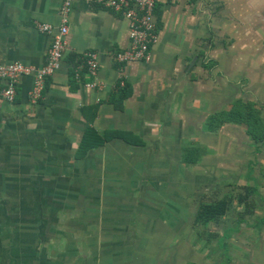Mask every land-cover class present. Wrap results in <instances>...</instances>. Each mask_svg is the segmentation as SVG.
Listing matches in <instances>:
<instances>
[{
    "label": "crops",
    "instance_id": "1",
    "mask_svg": "<svg viewBox=\"0 0 264 264\" xmlns=\"http://www.w3.org/2000/svg\"><path fill=\"white\" fill-rule=\"evenodd\" d=\"M63 1L0 0V61L44 66L55 33L41 30L36 22L52 24L57 30L62 24ZM155 18L157 40L150 49V62L120 66L115 55L129 47L128 21L96 0H74L67 53L48 80L43 99L31 104L33 76L21 79L14 102L0 99V264H58L57 256L68 264H88L90 256L84 253L88 245L80 250L87 240L85 234L70 240L54 238L61 248L53 257L47 252L55 243L46 246L47 250L43 248L47 242L37 239L29 257L26 244L21 249L20 234H4L12 227L8 224L9 211L15 208L11 197L24 201L29 209L31 200L41 205L51 199L52 189L62 182L67 184V193L83 183H106L107 177L122 182L117 190L102 187L101 191L108 194L110 207L120 198H132L131 230L137 214L139 225L168 227L167 200L173 197L176 213L171 211L183 228V216L179 221L178 216L184 214L186 167L203 161L205 154L198 156L202 149L207 151L204 162L216 167L221 162V144L241 150V163L247 165L245 184L251 195L242 202V195H222L214 201L228 199L230 207L220 221L208 224L227 222L222 236L215 240V255H205L207 262L264 264V141H254L244 125L210 127L211 117L231 110L236 101L255 105L264 119V0H156ZM88 50L98 54L99 72L93 78L81 70L79 86L72 87L66 56H83ZM94 81L99 84L96 89L87 87ZM4 83L0 78V84ZM123 84L130 95L118 110L111 100ZM89 127L101 134H132L142 145L115 139L79 159L77 151ZM192 149L198 157L189 163L186 157ZM230 158L236 156L231 154ZM131 182L132 194L126 195L130 193L126 185ZM196 217L195 226H208L197 224ZM83 224L73 225L74 230L88 232L93 223ZM94 224L100 225L98 221ZM9 236L18 239L19 245L12 244ZM69 246L73 248L70 253Z\"/></svg>",
    "mask_w": 264,
    "mask_h": 264
},
{
    "label": "rangeland",
    "instance_id": "2",
    "mask_svg": "<svg viewBox=\"0 0 264 264\" xmlns=\"http://www.w3.org/2000/svg\"><path fill=\"white\" fill-rule=\"evenodd\" d=\"M31 104L37 103L31 101ZM237 138L242 142L240 135ZM221 148L218 150L221 162L219 161L216 167L215 165L209 166L210 164L204 162L207 155V151L204 149L199 150L198 153V156L205 154L203 161L201 160L202 162L194 167H186V177L182 186L185 196L184 214L179 213L178 216V221L183 216V228H180V224L177 225L176 216L173 217L176 210L171 201L174 198L169 196L167 201L170 210L168 214L170 224L168 227L156 229V223L150 227L147 224L139 225L141 218L137 214L135 229L131 230L132 198H120L119 202H114V207H110L112 202L107 198V193L103 194L101 188L103 187L105 191H113L123 184L115 182L114 177H107L106 183H97L96 181L83 183L78 190L72 193L64 192V186L67 185L64 182L56 184L51 191V199L46 200L47 202L44 201L41 205H39V201L31 200L32 207L29 209L26 208L24 201H16V196L11 197L15 208L12 209L10 205L11 211L8 209L11 214L8 224L12 227L4 234L7 235L10 231L20 234L21 249L22 244H26L25 254H29V257L32 256L31 246H35L37 239L47 242L43 244V248L48 250L49 248L46 246L55 243L54 238L70 240L69 238H82L85 234L87 240L85 238L78 242V246L86 240L82 243L80 250L86 249L84 247L88 245V250L84 252L90 256L88 264H198L200 259H204L202 264H209L205 255H215L214 250L218 249L214 247L215 240L222 236L227 222L224 221L219 225L211 224L207 227L195 226L194 220L199 206L214 202L218 197L222 198V195H228L225 198L248 195V188L245 184L247 165L243 166L241 163V150H233L231 146L227 147L223 144H221ZM231 154L236 156L237 160L231 159ZM214 171H216V175ZM97 178L100 177H95V179ZM164 186L165 184H163ZM168 189H170V185ZM126 190L130 191L126 195L132 194V182L126 185ZM170 193L171 189L168 190L169 195ZM21 200H24L23 197ZM235 202L232 204L233 208L236 206ZM250 203L253 204V199ZM171 210H174L175 213ZM141 216L143 217V215ZM230 218L234 220L233 216ZM75 220H80V223H75ZM87 221L93 223L89 225L88 232L74 230L73 225H86L83 223ZM97 221L100 225L94 224ZM114 225L119 227L111 230ZM10 240L11 243L13 242L12 244L19 245L18 239L10 237ZM92 245H97L98 248H94ZM60 248L61 244L58 241L57 245L55 243V246L50 249L51 252H47L48 256L53 257L59 254ZM71 250L73 248L70 247L69 253ZM44 254L45 252H43ZM54 259L60 260L57 262L58 264H68L59 256ZM34 264L45 263L37 261Z\"/></svg>",
    "mask_w": 264,
    "mask_h": 264
},
{
    "label": "built area",
    "instance_id": "3",
    "mask_svg": "<svg viewBox=\"0 0 264 264\" xmlns=\"http://www.w3.org/2000/svg\"><path fill=\"white\" fill-rule=\"evenodd\" d=\"M73 2L74 0L63 1L60 10L62 24L57 30L52 24L36 22L41 30L55 33L49 59L44 66L38 67L22 61L8 63L0 61V78L5 81L4 84H0V99L14 102L18 95L19 83L24 76L34 77L30 100L38 103L43 99L48 80L61 67L67 53L68 23ZM96 2L105 9L121 15L129 23V47L117 53L115 61L120 66L131 62H150V49L157 40L156 0H96ZM98 57L94 50L86 51L83 62L75 70V76L78 78L81 70L85 69L90 77L96 78L100 67ZM98 86L96 81L87 84L91 89H96Z\"/></svg>",
    "mask_w": 264,
    "mask_h": 264
},
{
    "label": "trees",
    "instance_id": "4",
    "mask_svg": "<svg viewBox=\"0 0 264 264\" xmlns=\"http://www.w3.org/2000/svg\"><path fill=\"white\" fill-rule=\"evenodd\" d=\"M66 58L70 68V85L72 87L76 86L77 88L80 83V76H78V78L75 76V70L77 66L83 62V56L76 53H68ZM129 95L130 90L128 91L127 86H124V84L122 86H118L112 95L114 100H111L112 102L114 101L115 108L118 110L122 109L123 102L129 97ZM227 123L247 126L248 134L254 139V141H264V119L262 118L260 111H257L255 105L251 103L236 101L231 110L220 111L210 119V127L212 129H218L220 126ZM115 139H122L130 145H142V142L132 136V134L121 131L106 132L101 134L93 127H89L79 145L77 158H85L91 150L102 147L106 143ZM195 154L196 151L193 149L189 150L186 157L187 162H196L197 157ZM244 200L245 197H239L240 202ZM229 207L230 201L228 199H222L214 203L202 204L196 217V223L207 226L210 223L218 222L226 215Z\"/></svg>",
    "mask_w": 264,
    "mask_h": 264
}]
</instances>
